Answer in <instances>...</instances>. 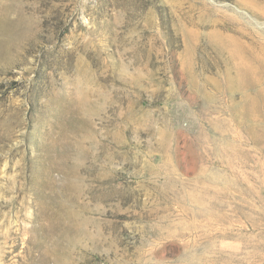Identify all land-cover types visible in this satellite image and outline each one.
I'll return each mask as SVG.
<instances>
[{
    "label": "rangeland",
    "instance_id": "374dc122",
    "mask_svg": "<svg viewBox=\"0 0 264 264\" xmlns=\"http://www.w3.org/2000/svg\"><path fill=\"white\" fill-rule=\"evenodd\" d=\"M0 264H264V0H0Z\"/></svg>",
    "mask_w": 264,
    "mask_h": 264
}]
</instances>
